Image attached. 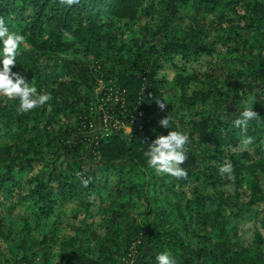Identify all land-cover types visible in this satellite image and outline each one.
Returning a JSON list of instances; mask_svg holds the SVG:
<instances>
[{
	"label": "trees",
	"instance_id": "trees-1",
	"mask_svg": "<svg viewBox=\"0 0 264 264\" xmlns=\"http://www.w3.org/2000/svg\"><path fill=\"white\" fill-rule=\"evenodd\" d=\"M0 17L25 37L12 71L52 96L21 113L18 98L0 95V264H124L134 255L158 264L165 251L177 264H264V0H0ZM223 58L231 74L218 80ZM169 69L196 110L190 136L200 152L185 146L187 179L157 174L145 156L160 135L181 131L174 117L169 128L159 123L170 109L159 74ZM199 82L208 89L193 88ZM118 90L125 100L109 122L132 120L131 131L99 135L90 167L44 173L52 145L74 134L70 119ZM225 96L258 113L247 131L233 123L242 108H204ZM246 137L253 143L241 151ZM89 138L74 139L67 157L82 158ZM225 160L234 180L219 172Z\"/></svg>",
	"mask_w": 264,
	"mask_h": 264
},
{
	"label": "clouds",
	"instance_id": "clouds-1",
	"mask_svg": "<svg viewBox=\"0 0 264 264\" xmlns=\"http://www.w3.org/2000/svg\"><path fill=\"white\" fill-rule=\"evenodd\" d=\"M79 0H60L61 4L69 6L78 3ZM0 40L3 41L2 69H0V95L10 100L19 99L18 111L21 113L29 112L42 106L52 99L50 93L38 94L35 86H30L25 78L12 69L16 66L18 49L24 43L25 37L18 33L9 32L5 26L4 19L0 17ZM161 111L165 110L167 104L163 101H156ZM259 115L253 110V106L246 104L243 111L239 113V118L234 119V126L247 131L249 121L258 119ZM173 116L169 113L159 123L164 128H169L173 121ZM190 142L187 132L171 130L167 135H160L150 145L145 153L148 158V165L157 174H168L176 179H187L188 172L181 167L186 160V145ZM253 143L252 137H246L241 141L239 150H246ZM221 175H228L231 180L235 179L234 167L231 161L225 160L219 167ZM81 179L82 185L88 187L91 179H84L82 174H77ZM158 264H177L176 260L168 252H163L156 257Z\"/></svg>",
	"mask_w": 264,
	"mask_h": 264
},
{
	"label": "rangeland",
	"instance_id": "rangeland-1",
	"mask_svg": "<svg viewBox=\"0 0 264 264\" xmlns=\"http://www.w3.org/2000/svg\"><path fill=\"white\" fill-rule=\"evenodd\" d=\"M193 12V14H198V15H202V9L200 8H195L191 10ZM145 20L142 21V23H144ZM178 22V21H177ZM183 27V26H182ZM145 38H149L147 34L144 35ZM67 55V53H66ZM221 64L223 65V69L222 67H219L218 71H217V75L216 77L219 78L218 80H224L226 74H231V71L226 69L228 67V59L223 58L222 60H220ZM220 64V65H221ZM93 65L97 66V63H94ZM95 66V67H96ZM100 73V72H99ZM103 74L101 73L99 78H101L99 86L96 88V93L98 94L100 92V90H103L105 88V84L103 82L104 77H102ZM160 78L165 77L164 79H166V81H164L163 85H162V90L164 91L166 100L170 106L169 109V113L172 114V116L176 119V121L178 122L179 128L181 130V132H187L189 135V140L190 142L186 145L188 148L193 149L196 152H200L199 151V147L196 145V141L191 138L190 136V131H191V124L189 123V118H191V115H193L196 110H191V108L188 107L187 104H184L181 101V97H180V92H179V87L177 85H175L174 82H172V76L171 75V71L170 69L168 71L161 70V73L159 74ZM219 81H217L216 84H218ZM207 83H197L196 85L193 86V88H204V89H208V85H206ZM228 90H223L222 92H220L222 95H226ZM98 100H100V102L98 103V105H96L95 107H91L89 109V114L87 116L84 115H80L79 117L76 116L75 119H70V125L69 127L74 128V134H72L70 137H68L65 140H61L58 141L56 143H54L52 145V147L50 148V153L49 155H47V160L48 163L50 164L48 167H43L42 170L44 173H48L52 167L54 166H59L60 168H67V167H71V166H75L78 167L79 165H83L84 167H90L91 165V160L89 158V153L88 150L89 149V145L96 140L99 135L103 134V132L106 131V126L104 123V120L102 117L103 114L105 113V118L109 120V118H113L111 116V114L109 113L110 111H113L115 109L114 105L117 102V96L113 95V94H109L107 96H105L104 98H98ZM246 104H249V102L247 101L246 103H242L239 106H237V104L234 102V100H230L228 99V96H225L224 98L221 99H216V100H209L205 105L204 108H213L217 111V113L219 115H227V116H231L233 114H236L237 112L240 111V108H242L244 110ZM117 121L119 122H123V123H127L125 120H115L114 124L117 123ZM60 125H64L66 126V124H64V120H59L58 123L55 125L56 128L58 129ZM108 128L110 130L114 129V125H110L108 126ZM126 133L130 132V128L127 127L125 128ZM88 136L89 138V143L86 145V150H84V155L82 158H72L70 156L67 157V152H68V147H70L72 145V143L74 142V139H77L79 136ZM137 181H142L145 182L147 184H149V179L150 176L148 175H143V174H138L136 177ZM147 189H149V185L147 186ZM190 190V189H189ZM191 191V190H190ZM151 206H155L154 201L152 200L151 202ZM141 209L146 208V205H141L140 206ZM3 230V229H2ZM8 230V229H7ZM5 230V231H7ZM14 237H17V235H15L14 233H11L8 238L13 239ZM133 250L132 253L135 254V249L134 246L131 248ZM131 253V254H132ZM130 254V256H131ZM139 255H134L132 256V260L129 261V257L128 258H124L123 260L125 261L124 264H136V259L138 258ZM35 263H39L40 259H36L34 261Z\"/></svg>",
	"mask_w": 264,
	"mask_h": 264
},
{
	"label": "built area",
	"instance_id": "built-area-1",
	"mask_svg": "<svg viewBox=\"0 0 264 264\" xmlns=\"http://www.w3.org/2000/svg\"><path fill=\"white\" fill-rule=\"evenodd\" d=\"M116 96H117V101H119V102H124V100H125V90H118L117 92H116V94H115ZM102 117H104L103 118V120H104V123H105V126L107 127L106 128V133H109V132H111V131H113V130H110L109 128H108V126H110V125H114V128L115 129H120V128H123V129H125V128H127V127H129L130 128V131H131V126H130V124L133 122L132 120L130 121V123L128 122V123H121V122H119V121H117V123H115L114 124V122H115V120L112 122V124H110V122H109V120H111L112 118H109V120L108 119H106L105 118V113L103 114V116Z\"/></svg>",
	"mask_w": 264,
	"mask_h": 264
}]
</instances>
